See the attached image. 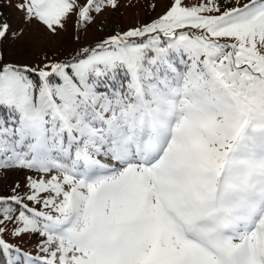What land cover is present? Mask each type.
<instances>
[{
	"label": "snow or ice",
	"instance_id": "obj_1",
	"mask_svg": "<svg viewBox=\"0 0 264 264\" xmlns=\"http://www.w3.org/2000/svg\"><path fill=\"white\" fill-rule=\"evenodd\" d=\"M108 5L15 8L55 38ZM22 31L0 10V48ZM14 170L42 175L0 195L6 264H264V0H168L66 60L0 51V183Z\"/></svg>",
	"mask_w": 264,
	"mask_h": 264
},
{
	"label": "rangeland",
	"instance_id": "obj_2",
	"mask_svg": "<svg viewBox=\"0 0 264 264\" xmlns=\"http://www.w3.org/2000/svg\"><path fill=\"white\" fill-rule=\"evenodd\" d=\"M186 2L193 3L195 0H186ZM241 2L243 3L245 0H241ZM16 3L17 0H0V10L9 17L13 27L19 26L23 29L19 39L6 42L0 51H2L5 61L17 64L37 63L45 54L53 60L69 59L75 54L78 46H88L109 33H122L132 27H140L158 18L168 6V0H117L116 8L108 5L102 12L96 13L94 22L86 30L81 29L74 22H70L67 32L61 33L58 37L49 38L39 30V26L21 24L23 13L16 10ZM5 4L8 7H3ZM77 33L80 35V40L75 39ZM28 175L38 179L42 174L21 170L9 172L8 176L3 178V183H0V195L18 194L24 197L27 202L26 197L30 194L26 183ZM17 184L20 187L14 193L12 189ZM28 203L30 206L39 207V205H32V202ZM4 238L33 255L40 254L36 247L37 239L35 237L17 238L6 233Z\"/></svg>",
	"mask_w": 264,
	"mask_h": 264
},
{
	"label": "trees",
	"instance_id": "obj_3",
	"mask_svg": "<svg viewBox=\"0 0 264 264\" xmlns=\"http://www.w3.org/2000/svg\"><path fill=\"white\" fill-rule=\"evenodd\" d=\"M7 262V257L0 254V264H6Z\"/></svg>",
	"mask_w": 264,
	"mask_h": 264
}]
</instances>
